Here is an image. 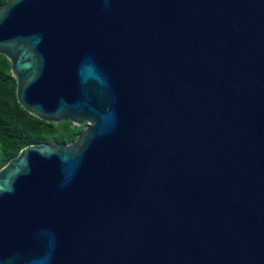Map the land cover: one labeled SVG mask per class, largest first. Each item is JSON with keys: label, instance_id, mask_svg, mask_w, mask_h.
I'll return each instance as SVG.
<instances>
[{"label": "water", "instance_id": "obj_1", "mask_svg": "<svg viewBox=\"0 0 264 264\" xmlns=\"http://www.w3.org/2000/svg\"><path fill=\"white\" fill-rule=\"evenodd\" d=\"M0 54L84 124L0 166V264H264V0H5Z\"/></svg>", "mask_w": 264, "mask_h": 264}, {"label": "trees", "instance_id": "obj_2", "mask_svg": "<svg viewBox=\"0 0 264 264\" xmlns=\"http://www.w3.org/2000/svg\"><path fill=\"white\" fill-rule=\"evenodd\" d=\"M15 87L10 63L0 54V166L25 145L69 142L84 127V124L72 125L69 120L54 123L35 117L17 102Z\"/></svg>", "mask_w": 264, "mask_h": 264}]
</instances>
